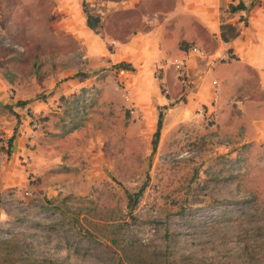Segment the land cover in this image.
<instances>
[{"label": "rangeland", "instance_id": "1", "mask_svg": "<svg viewBox=\"0 0 264 264\" xmlns=\"http://www.w3.org/2000/svg\"><path fill=\"white\" fill-rule=\"evenodd\" d=\"M160 2L0 0V264H264V90Z\"/></svg>", "mask_w": 264, "mask_h": 264}, {"label": "crops", "instance_id": "2", "mask_svg": "<svg viewBox=\"0 0 264 264\" xmlns=\"http://www.w3.org/2000/svg\"><path fill=\"white\" fill-rule=\"evenodd\" d=\"M168 0H161L160 4L164 5ZM179 7H182L183 15L195 22L193 26V32H199V34H205L210 40H214L218 45V54L216 58L221 56L231 57L230 62L224 63V65L239 66L241 75L238 77L224 80V84L218 82L220 87L219 101L223 103L225 100H236V103L246 102L247 100H254V91L256 89L264 90V30L260 27L257 19H252V24L247 26V23L242 26L244 22L245 12L248 11V6L242 0H174ZM242 2L246 9H239L236 11L230 10V5H237ZM142 0H129L128 8L140 7ZM235 14L234 18L227 19V13ZM224 16V18H222ZM102 26L104 25V21ZM98 24V25H99ZM222 24H228L236 26L239 30L236 37L223 41L220 37V27ZM115 25V20H114ZM115 27H118L115 25ZM114 27V29H115ZM135 31L129 33L130 43L123 45L120 41L114 38V43L117 46L123 47L126 50L125 55L129 56L131 51H134L135 47L142 46V41L139 40L140 34L135 35ZM139 37V38H138ZM172 40V38H171ZM173 43L174 50H178L180 42H194L198 45V38L193 36L180 35L175 37ZM163 53H167L166 44L168 41H164V37H159L157 44H162ZM137 49V48H136ZM213 58L212 54H208ZM208 57L209 60H212ZM213 58V59H216ZM199 59V58H198ZM223 64V63H221ZM220 64V65H221ZM223 85V87L221 86ZM222 88V89H221ZM238 89V90H237ZM240 91L241 97H235L234 94ZM249 96V98H247Z\"/></svg>", "mask_w": 264, "mask_h": 264}, {"label": "trees", "instance_id": "3", "mask_svg": "<svg viewBox=\"0 0 264 264\" xmlns=\"http://www.w3.org/2000/svg\"><path fill=\"white\" fill-rule=\"evenodd\" d=\"M239 9H246V6L242 3L239 2L237 5H230V10L231 11H236ZM85 13V20H86V25L90 28V29H95L98 24L100 23V17L99 16H94L92 15L88 10H84ZM220 37L223 41H228L229 39H232L234 37L237 36L239 30L236 26L233 25H228V24H222L220 27ZM122 65V64H121ZM161 113H159L158 115V120H157V128H156V132L154 134V139L152 141L153 143V147L152 150H155L157 141H158V135H159V130L161 128ZM143 191V187H141L139 189L138 192L134 193V194H129V201L131 203V205H135L136 202L138 201L139 196L141 195Z\"/></svg>", "mask_w": 264, "mask_h": 264}, {"label": "built area", "instance_id": "4", "mask_svg": "<svg viewBox=\"0 0 264 264\" xmlns=\"http://www.w3.org/2000/svg\"><path fill=\"white\" fill-rule=\"evenodd\" d=\"M194 50L197 51V52H199L196 48H195ZM177 68H178V70H182V71L180 72V76H183V75H184V70H183V68H184V63H183V62L178 63V64H177ZM214 83H216V82H214Z\"/></svg>", "mask_w": 264, "mask_h": 264}]
</instances>
